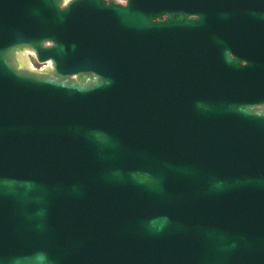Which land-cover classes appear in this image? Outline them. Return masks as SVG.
I'll use <instances>...</instances> for the list:
<instances>
[{"label": "water", "instance_id": "95a60500", "mask_svg": "<svg viewBox=\"0 0 264 264\" xmlns=\"http://www.w3.org/2000/svg\"><path fill=\"white\" fill-rule=\"evenodd\" d=\"M261 1L0 0V264H264Z\"/></svg>", "mask_w": 264, "mask_h": 264}, {"label": "flooded vegetation", "instance_id": "af4514ba", "mask_svg": "<svg viewBox=\"0 0 264 264\" xmlns=\"http://www.w3.org/2000/svg\"><path fill=\"white\" fill-rule=\"evenodd\" d=\"M105 4L111 1L114 4L125 5L129 0H104ZM135 5L143 6L152 10L156 15L152 21L179 17L190 21H209L201 18L205 8H236V0H131ZM263 2V0L261 1ZM257 0H250V5H256ZM221 21V20H217ZM225 21H240L235 12L232 18ZM244 21H258L252 18Z\"/></svg>", "mask_w": 264, "mask_h": 264}, {"label": "bare ground", "instance_id": "6f19581e", "mask_svg": "<svg viewBox=\"0 0 264 264\" xmlns=\"http://www.w3.org/2000/svg\"><path fill=\"white\" fill-rule=\"evenodd\" d=\"M27 49H28V47H26V46H21V47L16 48L14 50L12 61L15 65V67H17V68H25V69H28L31 71H35V70L30 69V67H29L30 63L24 57V51ZM50 68H51V65H49V67L45 68L43 71L49 75L53 74L52 70ZM88 79H90L89 75L78 74L74 77V80L77 82H85Z\"/></svg>", "mask_w": 264, "mask_h": 264}, {"label": "rangeland", "instance_id": "374dc122", "mask_svg": "<svg viewBox=\"0 0 264 264\" xmlns=\"http://www.w3.org/2000/svg\"><path fill=\"white\" fill-rule=\"evenodd\" d=\"M66 0H62V2H65ZM24 57L25 59L30 63V69L42 72L45 68L49 67L48 62H37L34 58L33 52L31 48L28 47L27 50L24 51Z\"/></svg>", "mask_w": 264, "mask_h": 264}]
</instances>
